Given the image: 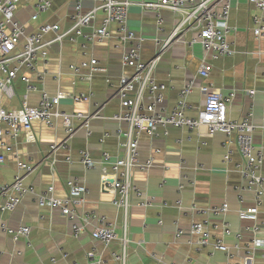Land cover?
Here are the masks:
<instances>
[{
  "label": "crops",
  "instance_id": "obj_1",
  "mask_svg": "<svg viewBox=\"0 0 264 264\" xmlns=\"http://www.w3.org/2000/svg\"><path fill=\"white\" fill-rule=\"evenodd\" d=\"M76 1L52 0V8L39 14L36 20L32 19L37 12L36 0L20 2L15 18L28 32L36 30L42 23H58L61 29H66L71 26L69 14ZM82 2L85 11L93 6V0ZM258 13L248 0H234L229 24L235 31L228 34V39L233 43L235 53L217 59L208 57V78L199 74L202 48L188 43L195 32H184L180 39L173 41L162 55L155 74L168 86L163 104L167 111L177 105L179 92L190 81L194 82V89L188 98L189 116H196L204 106L206 95L201 91L204 84L211 85L212 90L225 96L233 94L228 103V118H249L256 126L253 134L255 147L264 153V37L255 36L252 21ZM162 15L164 31L157 33L153 11L139 6L130 8V28L146 39L142 50L145 61L156 55L155 38L165 40L179 22V16L169 10H163ZM103 18L104 13L100 11L95 25H100ZM117 29V24L113 23L110 38L87 43L85 48L69 39L51 44L46 48V57H38L36 70L20 69L14 80L15 94L12 97L0 94L2 106L12 110L20 108L25 97L30 106H38L43 91L51 96L59 91L92 93L91 100L86 102H74L70 97L63 99L60 110L99 115L90 120V134L81 126L80 120H75L78 129L68 138L62 119H58L53 126L34 121L29 130H22L16 137L5 136L4 142L12 146L13 152L1 149L6 159L0 167V184L14 180L18 160L33 165L31 172L24 173V184L37 193L54 185L55 195L64 198L68 195L67 181L76 179L88 188L86 204L78 209L79 213L104 216L116 226L120 238L125 234V212L115 205L116 191L108 181L112 180L110 172L114 161L126 154V138L119 134V130L126 131L128 127L113 116L123 110L117 95L119 79L131 70L122 64L124 46ZM54 37L55 33L51 32L45 39ZM93 58L106 71L93 72L90 65ZM72 65L79 67L78 74L71 69ZM23 76L36 86L35 91L27 92ZM250 91L255 93L250 95ZM145 102L149 103L150 99L146 98ZM106 133L108 136L104 137ZM135 137L139 161L153 158L154 165L149 171L136 170L132 175L141 195L132 196L128 212L129 264H228L231 259L241 263L248 255L252 256L253 264H264V248H253L250 243L255 237L264 239V199L256 222L239 218L240 209L255 206V193L244 188V180L237 168L243 158L234 137L229 138L223 132L209 134L206 128L193 131L170 128L167 134L159 128L157 136L141 132ZM64 140H67L66 146L52 149ZM83 150H87L98 163L95 168L85 169L82 165ZM105 152L109 154L107 160L103 156ZM228 152L231 153L230 160H225ZM103 168L109 173H103ZM262 173L264 175V164ZM146 200L151 201L150 206L139 205ZM179 202L184 208L195 203L203 212L181 209ZM224 204H228L226 214L207 212ZM194 219L207 223L212 241L213 238H223L229 248L228 255L212 245L198 246L197 239L186 233L176 236L178 228L185 232L189 230ZM0 220L14 229L21 225L31 228L29 238L15 239L0 232V264L85 263L92 250L96 252L97 264H118L111 253L122 252L119 240L104 245L93 239L91 233L99 225L96 220L85 223L86 229L79 238L73 237L67 218L58 208L39 206L35 193H27L13 212L0 213ZM223 223L229 225L231 235L223 233ZM254 226L259 230L257 233L252 231ZM236 233L241 234L240 239ZM51 258L56 261L51 262Z\"/></svg>",
  "mask_w": 264,
  "mask_h": 264
},
{
  "label": "built area",
  "instance_id": "obj_2",
  "mask_svg": "<svg viewBox=\"0 0 264 264\" xmlns=\"http://www.w3.org/2000/svg\"><path fill=\"white\" fill-rule=\"evenodd\" d=\"M27 1L30 0H0V72L2 73L0 94H5L8 97L15 94L14 80L20 69L25 67L29 70H36L38 57L41 55L45 58L46 48L51 44L62 43L65 39H69L82 44L81 46L85 48L87 43L103 42L110 38V26L113 23L118 26L117 31L124 46L122 64L124 68L131 71L125 72L119 79L117 95L121 100L123 110L115 114L113 119L125 123L128 129L126 131L119 130V134L126 138L124 143L126 154L114 161L110 172L112 180L108 181V184L115 188V205L125 212V234L119 238L116 226L104 216L88 212L79 213L78 209L86 204L88 188L76 179L67 181L68 195L64 198L55 195L54 185H49L39 193L34 188L26 186L24 173L31 172L33 165L20 160L17 161L18 171L14 180L11 183L0 184V213L13 212L27 193H35L39 206L60 210V213L70 223L72 235L75 238H79L85 231V223L87 224L90 220L98 221L99 225L91 233L93 239L104 245L119 240L122 252H112L111 256L118 264H129L127 255L129 239L126 232L128 212L132 205V196L134 194L141 195V191L133 182L132 175L136 170L149 171L154 165L153 158L145 162L139 161L138 140L135 134L146 132L150 136H157L159 128H162L165 134L170 128H186L190 131L206 128L209 134L223 132L229 138L234 137L243 158L237 168L244 180V188L255 193V206L240 209L238 215L241 220L255 222L258 220L259 206L264 199V175L262 173L264 153L254 144L253 134L256 126L249 118L229 119L228 103L233 94L225 96L221 92L212 90V86L209 84L201 86V91L206 95L204 106L196 116H189L187 114L188 98L194 89L193 81L183 86L179 92L177 105L171 110H165L163 104L168 86L165 82L159 81L155 74L162 55L171 47L173 41L182 37L184 32H195L188 43L191 46L199 45L202 48L203 57L199 74L205 79L210 74L208 57L217 59L233 55L235 49L233 43L228 39V34L235 31V28L229 24L230 10L234 0H93V6L86 11L82 0H77L69 14L71 26L61 29L58 23H42L32 32H28L25 25L15 18L18 4ZM248 1L254 4L259 11L252 18L254 34L257 38H263L264 0ZM52 4V0H36L37 12L32 19L36 20L39 14L49 11ZM133 6H139L155 13L157 33L164 31L163 10H169L179 16L177 26L165 40L159 37L155 38L157 52L155 57L149 61L142 58L145 37L137 34L128 24L129 11ZM100 11L104 13V18L100 25L96 26L95 22ZM51 32L55 33V37L50 40L45 39L46 35ZM90 65L93 72L106 71V68L101 67L94 58ZM71 69L76 74L80 71L76 65H72ZM22 79L26 84L27 92L36 90V86L31 83L29 78L23 76ZM254 93V91L249 92L250 95ZM92 96V93L74 94L64 91H59L55 96H51L43 91L40 94V103L35 107L29 105L26 97L20 108L17 109H6L0 103V167L6 159V155L1 149L13 152L12 146L4 142V137H16L22 130H29L34 121H41L47 126H53L58 119H62L69 138L78 129L75 120H80L81 126L86 128L90 134V120L99 116L98 114L68 113L60 110V105L61 101L67 97H70L74 102H86L91 100ZM146 98L150 99L149 103L145 102ZM107 136L108 133L104 137ZM66 145L67 140H64L61 144L54 145L52 149L56 150L60 146ZM230 154V152L226 153L224 159L230 160ZM103 156L105 160L109 158L107 152ZM15 157L18 158L17 155ZM81 163L85 169L95 168L98 164L87 150L81 152ZM102 170L105 174L109 173L105 168ZM179 188L182 189L183 186L180 185ZM139 205L148 207L151 205V201L146 200L140 202ZM179 207L197 213L203 212L198 209L195 203L184 208L179 202ZM227 211L228 204H224L220 207H212L207 212L220 215L226 214ZM222 231L226 236L232 233L227 223H223ZM252 231L257 233L259 230L257 226H254ZM0 232L10 234L15 239L29 238L31 228L21 225L14 229L5 221L0 220ZM185 233L196 238V243L200 247L212 245L214 249L229 254V248L222 237L213 238L212 241L211 231L205 221L194 219L189 230L185 232L178 228L176 236L181 237ZM236 237L240 239L241 234L236 233ZM250 243L253 248H264L263 238L255 237ZM17 253L21 254L20 251ZM95 253V250L89 252L85 263L74 261L68 264H97L99 262L95 260ZM50 261L55 262L56 259L51 258ZM228 264H253V258L248 255L241 263L231 259Z\"/></svg>",
  "mask_w": 264,
  "mask_h": 264
}]
</instances>
